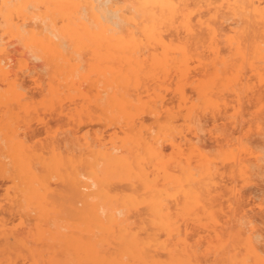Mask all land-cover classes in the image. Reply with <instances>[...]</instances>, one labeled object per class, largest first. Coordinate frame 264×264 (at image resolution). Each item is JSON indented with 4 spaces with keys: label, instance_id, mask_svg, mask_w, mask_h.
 <instances>
[{
    "label": "rangeland",
    "instance_id": "374dc122",
    "mask_svg": "<svg viewBox=\"0 0 264 264\" xmlns=\"http://www.w3.org/2000/svg\"><path fill=\"white\" fill-rule=\"evenodd\" d=\"M10 1L5 5L3 4V0H0V264H88L87 262L90 260L94 264H97V262L98 264H133V262H137L135 257H137L136 254L138 253H135L133 258H126L124 260L118 258L115 255L114 245H111L114 243L113 241H111V244L110 241L107 243L108 240L99 243L100 245L103 244L104 248H106L101 247L103 250H107L105 252L106 255L103 253L104 251H101L102 249L100 250V253L104 255L102 257L98 253L96 256L93 253L95 251L93 245L97 247V243L94 244V242H96V239L98 240V237H96L98 235H95V233H99V228L96 227L95 220L91 219L93 215L89 219V213L92 212L95 206L90 209L87 208L91 207L93 204L91 201L94 199H99V205L104 202H102L100 195L97 196V194L90 193L95 189L93 185L83 187L82 182H90L93 178L91 171L97 169L100 176L108 178L109 182L105 179L107 182L106 189H110V192L107 190V194H111L112 197H110L111 195L108 196L107 200L111 206L117 207L116 204L113 205L111 202V199L114 197L112 201L114 203L118 201L117 205L122 208L121 203L123 200L126 201L127 197L126 203L128 202V205L125 204L124 206V214L116 210H119L118 207L114 209L116 213H119V216L120 214L121 217L123 215L124 219L128 217L129 223L130 221L133 223H130L131 226H137L139 230L133 228L134 231L143 234L144 228L147 229L144 226V222L148 219L142 216L146 217L147 211V216L150 215L151 217L149 216L148 218L151 219L154 217L153 211L155 207L162 208L161 211L165 214L172 210L170 214H167L172 220L169 233H174L172 235H178L179 238L180 235L185 239L187 238V247L183 246L186 243H181L183 240H178L181 242H176L175 244L174 242L177 240L174 239L175 241H172L173 239H171V234L169 233V236L164 238L163 235L167 234H163L166 232V229H161L153 223H148V226L147 221L146 225L148 228L151 227L150 231L152 228L154 229L153 225L155 228H158V232L155 229L153 231L155 232L156 239L158 241L162 239L160 241L163 242L164 240L165 243V247H156L159 250H154L156 254L153 253L154 251H151L159 260L157 264H173L172 262L174 264H179V262L180 264H240L239 261L242 264H251L255 261V257L253 258V252L250 249H254V254L255 252L260 253L259 255L262 254L260 258L258 257V261L256 260V264H264V42L261 43L262 41L260 40L264 41V0H247L245 3L243 2L246 7L243 6V3L242 5L236 2L237 0H168L172 2L171 6L176 10L178 18L173 23L164 19L165 26L161 28V31L164 34V39L168 41V50L172 49L171 52H173V50L178 51L177 46L184 47L189 61L187 60V66H185L186 72L183 76L186 77L187 75V77L183 78V81H181L182 77L180 79L179 74H177L178 71L174 67H170V69L168 67V71L163 68L160 71L159 68L161 74L158 71L155 73L150 71L153 62H151L149 56L151 55V59L153 60L152 55L155 52H160L163 48H160L162 47L161 45H148L145 41L141 44L146 49H144L143 45L139 47V54L145 52V56L140 54L141 59L137 56V59H140L139 61L143 59L137 65L138 70L140 68L139 74L137 76L132 75L131 77L130 74H126L129 73L125 71L126 67L123 68V70L125 69L124 71L122 70L121 67L126 66V63L118 57L121 49L114 48L113 44L117 41L114 40L115 42L112 43L109 33H114L117 31L116 29L119 31L120 28L118 27L120 25L123 26V24L115 26L117 25L116 22H121L118 17L121 16V19L131 14L137 16L140 9L139 0H134L133 2L132 0ZM258 3L259 5L256 6ZM6 9L7 11H5ZM64 10H66L65 13H63ZM123 12H126V14ZM4 13L7 15L5 16ZM74 13H78L79 16L81 15L80 17L83 15L82 18L79 17L80 20L84 24L89 25V27L94 24L93 27L95 29L91 27L87 31V27L85 30L82 22L80 21L79 23V18ZM96 15L100 19L99 22L95 21L98 20L94 18ZM48 16L52 17L49 19ZM44 17L46 18L44 19ZM250 17L251 19H248ZM74 18L80 24V26H77L83 32L86 31V34L84 33L83 35L78 27L71 25L74 23ZM68 19L73 22H69L70 20L68 21ZM136 19L137 21L135 20L134 22H139V18ZM181 20H183V23L188 22L190 26L192 25L191 29L186 30L183 23L180 22ZM55 22H58V24ZM11 23L12 25H10ZM67 23L70 24L68 25ZM75 23L78 24L77 22ZM97 23H101V25H104L102 23H106L107 25H105L107 27L109 25L111 28H103L105 32L101 28L102 26L100 27ZM129 23H131L130 25H134L133 22ZM19 26H21V29ZM47 26L48 28L45 29ZM127 26L125 25V27ZM41 28L46 33L39 31ZM49 31L50 34H48ZM89 31H91V34ZM134 31H136V36L139 35L137 30ZM39 32L40 35L38 34ZM124 32V35H126L127 30ZM116 34L118 33L116 32ZM121 34L119 33V35ZM85 35L87 36L86 38ZM245 38H248L249 44ZM229 39L234 43L229 42ZM61 45H63L62 48L60 47ZM147 45L148 47H146ZM253 45L254 47L257 46L255 47L256 49ZM174 46L176 47L174 48ZM237 46L240 49L236 51L238 49L236 48ZM103 47H105L103 51H109L105 59L98 57L99 53H97V50ZM44 51H46L47 55ZM242 51L244 54L246 51V54H243L244 57L241 54ZM249 52L251 55H249ZM65 53L66 55H64ZM252 57L255 58L252 59ZM214 62L217 63L215 64ZM241 62L244 63L242 64ZM76 63L79 68L76 67ZM181 64L180 66L183 65ZM4 65L5 67H3ZM113 65L115 66L114 68L111 67ZM5 69L7 70L6 72ZM120 71L121 75L118 74L120 77L118 79L114 78L115 82L112 81V77ZM121 81L122 83H120ZM127 84L129 85L127 86ZM203 86L204 88H202ZM108 91H110V95H108ZM123 93L125 94L124 97L128 99L132 98L126 106L127 111L129 109L130 111L132 110V115L129 114V118L125 117V111H121L122 114L117 112V114L120 113L117 115L115 110H112L115 103H117L113 98L123 96ZM202 98L204 100L200 101ZM189 111L192 114H189ZM126 118L129 120L127 119L128 121H126ZM132 125L134 129H132ZM125 127L127 129L130 128L129 130L133 134L143 133V136L145 134L147 136V134L151 133L152 136H158L160 144L158 145L162 149L160 150V155L162 156L159 155L158 159L162 157L164 161L160 159V163H158L159 161L157 160L158 162H156V159H154L155 161L149 158L144 159V162L147 160V165L146 162L144 165L147 169H145V172L149 183L146 181L143 183L139 179L138 173L140 169L138 170L139 172H136L134 167L131 168L133 173L130 175L133 176L134 174L136 176L138 174L136 176L137 182L134 181L135 176H133L134 179L130 175L128 176L133 181L131 179H129L131 181L126 180L125 176L126 179L122 178L120 181L116 179L118 177L106 176L105 172H102L106 169L110 170L111 166L107 163L108 160L107 162L106 160L101 161L103 156L100 155L98 149L103 147V149L111 150L112 147L118 146L116 149L126 154V148H122L125 146L119 143L121 142L120 138L124 137L125 133L130 132L129 130L126 131ZM111 141L113 143L118 141L116 142L118 145H114L116 143L113 144ZM142 146H139V149ZM132 148L135 154L138 153L137 150L139 149H137L136 145ZM116 149L115 151L118 152ZM133 152L132 154L134 155ZM182 152H184L185 156H183ZM88 153L91 154L89 155ZM88 156L91 157L89 158ZM87 158L88 160L86 161ZM185 160L188 161L186 162ZM200 162L203 163L201 164ZM96 165L98 167H95ZM206 165L209 168L210 174L202 175ZM134 166L139 168L138 164ZM153 166H157L158 169ZM92 167L97 169H92ZM195 167L196 170L199 169L196 173L198 177L194 174L196 171H193ZM163 168H167L168 171L166 170V173L168 175L164 174L167 179L165 177L166 180L162 178V184L159 177L163 173ZM153 173L160 176L156 177ZM191 173L197 177L193 181V183L197 182L195 184L191 183V180H188V175ZM170 175H178L180 178L178 176L171 177ZM167 176L170 177L168 178ZM198 180L201 182H198ZM110 181L112 183L108 185ZM164 186V192H169L170 190L169 193L171 195H169L171 197L166 196L167 193L166 195H162L164 194ZM172 186L173 189L171 188ZM112 187L114 193L111 190ZM135 188L140 189L136 192L134 191ZM176 189H179L177 190L179 192ZM130 190L133 194H138L139 192L138 195L140 197L136 194L137 198L143 199L144 197L145 201L143 202L149 204V208L148 205L145 207L146 203L144 204L141 200H138L139 203L141 202L140 204L137 203V199L135 198L136 200H134L133 194L128 198L126 194L129 195ZM143 190L146 191L144 192ZM158 190H161L160 192L162 193L160 194ZM184 190L186 192L189 190V193H185ZM183 191L185 199H183ZM84 194H88L92 198ZM118 194L119 196H117ZM79 195L80 197L85 196L82 199L83 201L79 198ZM196 195L198 197L194 199ZM156 198L157 200H155ZM163 199L164 201H159ZM87 200L91 202V205L89 204L90 206L88 205V207L83 204ZM133 200L136 202V206L132 204L134 203ZM184 200L185 202L187 201V204L190 200H192L190 202H194L192 203V205L194 204L193 206L189 203V207H193L191 208L192 215L190 211H187L189 208H186L187 204L184 207L178 203L176 204L179 201H181V204H184ZM197 200L198 202L200 200V206L196 205L198 204ZM125 201L123 202L125 203ZM154 202L155 204H153ZM201 202L203 205H201ZM203 207L205 208L204 211L202 210ZM145 208H148V210ZM82 209L86 210V212L82 211ZM168 209L170 210L167 212ZM205 212H209V216H213L212 222L211 217L207 216L208 214ZM132 217H134L133 219L136 222L132 220ZM141 218L142 220L140 221ZM88 220H90V224L94 225L95 228L89 225ZM86 221L88 222L86 223ZM139 221L142 224H138L137 222ZM150 222H152V219ZM80 223L81 225H79ZM138 225L143 227L139 228ZM173 228L174 231L172 232ZM129 229L132 228L128 227L126 230ZM147 231L148 233L150 232L149 229ZM153 232L151 231L150 233L153 234ZM128 233L129 231L125 232L124 239H127ZM158 233L163 234L161 235L162 237L160 234L157 235ZM166 238H170V240ZM241 239H243V246H249L250 253H252V255L249 253L251 257L247 253L249 250L246 251L247 247H242V243H240ZM169 242H173V245L175 244L174 247H177L176 252H174L175 249L171 247L173 245ZM221 242L223 245L219 244ZM87 243L91 245V248H89L90 246ZM177 243L184 250L186 249V252H189L188 257L184 256L186 253L182 252L183 255L180 254L183 248L179 247L181 250L178 249L179 245ZM83 244L85 245L83 246ZM107 245H111L109 248H112V250L114 248V251H109ZM221 245L223 249H221L222 247H217ZM150 249L153 250L154 248L150 247ZM168 249H170V252ZM171 249L177 255L176 259L178 262H175V257H172L174 261H170L168 255L172 252ZM160 251H164V253ZM222 251L227 252L228 256L225 253L222 254ZM173 252L171 256L174 255ZM85 254H88V257ZM215 255L216 257L218 255V257L216 258ZM105 256L108 257V259L106 257L107 260H104ZM146 256L148 257L146 258L147 261L150 256L145 255L143 258L145 259ZM240 256L241 258L238 259L237 257ZM183 257L187 258L188 262ZM210 257L212 258L210 259ZM143 258L141 259L143 260ZM102 259L105 263H102ZM247 259L250 260L248 261ZM146 261L144 264H147ZM150 262L152 263V261ZM137 263L141 264L142 262L138 261Z\"/></svg>",
    "mask_w": 264,
    "mask_h": 264
},
{
    "label": "bare ground",
    "instance_id": "6f19581e",
    "mask_svg": "<svg viewBox=\"0 0 264 264\" xmlns=\"http://www.w3.org/2000/svg\"><path fill=\"white\" fill-rule=\"evenodd\" d=\"M10 0H3V4H5V5H7V3L9 2ZM41 1V0H40ZM45 1V0H44ZM48 1V0H47ZM72 1V0H71ZM82 1V0H81ZM102 1V0H101ZM134 0H132V2H133ZM170 1V0H169ZM168 0H139V10H138V14H137V16H135V14L133 15V14H131V15H128V16H124V17H122L121 19H120V17H118L119 18V21H121V22H126L125 23V25H128L127 27H125V25H124V23H121V22H116V24L117 25H115L116 27L117 26H119L120 24H123V26L122 25H120V27H118V28H120L119 29V31H118V29H116L117 31H115L113 34L112 33H109V35H111L110 36V40H111V42L113 43V42H115L114 40H116L117 42H115L114 44H113V46H114V48L116 47V48H118V49H121V53L118 55V57L119 58H121L125 63H126V66H122L121 68H122V70H123V68L124 67H126V72H129V73H126V74H130L131 75V77H132V75H134V76H137L139 73V71H140V68H139V70H138V68H137V65H138V62H141V61H139L141 58H140V54L142 55H144L145 56V52H143V53H140L139 54V47H140V45H141V47H142V45L143 44H141L142 42H144L145 41V43H147L148 45H153V44H155L154 46H156V45H161L162 47H160V48H163V49H161V51L160 52H155V54L153 53L154 52V50L152 49V48H150V49H152L153 50V54L154 55H152V58H153V60L151 59V55L149 56L150 57V60H151V62H153V64H152V67L150 68V71L152 72V73H155L156 71H158L159 72V68H160V71H161V69L163 68V69H165L166 71H168V67H169V69H170V67H174L175 68V70H177L176 72H177V74H179V76H180V79H181V77H182V80L181 81H183V78H186L187 77V75H186V77H183L184 75H185V72H186V69H185V66H187L186 65V63H187V60L189 61V59H187L188 57L186 56V54H185V50H184V47H182V46H177V49H178V51L176 50H173V52H171V50H168L167 49V47H168V41H166L165 39H164V34L162 33V31H161V28H163V26H165L164 25V19H166V20H169V21H171V23H173V22H175V20H176V18H178L177 17V13H176V10L171 6L172 5V2H169ZM172 1V0H171ZM236 1V0H235ZM247 0H240V1H236V2H238L239 4H242L243 2L245 3ZM249 1V0H248ZM11 2V1H10ZM13 2H14V0H13ZM42 2V1H41ZM46 2V1H45ZM59 2V1H58ZM254 2V1H253ZM16 3V2H15ZM15 3H14V5H15ZM38 3H39V1H38ZM64 3H65V1H64ZM231 3V2H230ZM229 3V4H230ZM243 3V4H244ZM251 3H252V1H251ZM250 3V4H251ZM11 4V3H10ZM48 5H50L49 3H47ZM46 4V5H47ZM83 4V3H82ZM89 4V3H88ZM87 4V5H88ZM134 4V3H133ZM137 4V5H138ZM197 4V3H196ZM242 4V5H243ZM247 4H249V3H247ZM246 4V5H247ZM255 4V3H254ZM253 4V5H254ZM13 5V4H12ZM13 5V6H14ZM126 5V4H125ZM259 5V3L256 5V6H258ZM11 6V5H10ZM45 6V5H44ZM51 6V5H50ZM96 6V5H95ZM136 6V5H135ZM244 7H246L245 6V4L243 5ZM3 7H5V6H3ZM126 7H127V5H126ZM243 7V8H244ZM250 7H251V5H250ZM22 8V7H21ZM58 8V7H57ZM96 8V7H95ZM256 8V7H255ZM254 8V9H255ZM264 8V7H263ZM4 9V8H3ZM23 9V8H22ZM93 9V8H92ZM123 9H125V8H123ZM128 9V8H127ZM258 9H259V7H258ZM12 10V9H11ZM19 10V9H18ZM46 10H48L47 8H46ZM122 10V9H121ZM132 10V9H131ZM228 10V9H227ZM242 10V9H241ZM5 11H7V9L5 10ZM31 11H33V10H31ZM49 11V10H48ZM51 11V10H50ZM65 11L66 10H64L63 11V13H65ZM76 11V10H75ZM249 11H251V10H249ZM16 12V11H15ZM44 12V11H43ZM59 12H61V11H59ZM69 12V11H68ZM117 12V11H116ZM221 12V11H220ZM247 12V11H246ZM7 13V12H6ZM13 13V12H12ZM31 13V12H30ZM42 13V12H41ZM72 13V12H71ZM91 13H93V12H91ZM124 13V12H123ZM127 13H128V10H127ZM5 14V13H4ZM47 14H48V12H47ZM50 14V13H49ZM61 14V13H60ZM66 14H68L67 12H66ZM73 14V13H72ZM75 14V13H74ZM76 14H78V13H76ZM75 14V16L77 17V18H79L80 16H79V14L78 15H76ZM81 14V13H80ZM88 14H90V13H88ZM117 14V13H116ZM121 14V13H120ZM124 14H126V12L124 13ZM7 14H5V16H6ZM11 15V14H10ZM50 15H52V14H50ZM70 15V14H69ZM115 15V14H114ZM122 15V14H121ZM242 15H243V13H242ZM257 15V14H256ZM256 15H254V16H256ZM20 16V15H19ZM19 16H18V18H19ZM32 16V15H31ZM46 16V15H45ZM56 16V15H55ZM116 16V15H115ZM196 16V15H195ZM245 16V15H244ZM49 17V16H48ZM52 16H50L49 17V19L51 18ZM54 17V16H53ZM73 17H74V15H73ZM75 17V18H76ZM82 17H83V15H82ZM82 17H80V18H82ZM86 17H87V15H86ZM91 17V16H90ZM98 17V15H96V17H94V18H97ZM42 18V17H41ZM46 17H44V19H45ZM75 18H74V23L75 22H77L78 23V21H79V23H80V18H79V20L78 21H76L75 20ZM123 18H124V20H123ZM136 18H139V22H134L135 20L137 21V19ZM256 18V17H255ZM22 19V18H21ZM55 19V18H54ZM53 19V20H54ZM98 19V18H97ZM216 19H217V17H216ZM248 19H251V17L250 18H248ZM41 20H43V19H41ZM70 19H68V21H69ZM84 20H85V17H84ZM87 20H88V18H87ZM93 20V19H92ZM91 20V21H92ZM99 20L100 19H98V20H95L96 22L98 21L99 22ZM116 21H118L117 19H115ZM123 20V21H122ZM243 20H244V18H243ZM246 20V19H245ZM18 21V20H17ZM61 21V20H60ZM73 21H69V22H73ZM86 21V20H85ZM89 21V20H88ZM102 21V20H101ZM251 21V20H250ZM49 22V21H48ZM82 22V24H83V27L85 28V30H86V28H87V31L88 30H90L89 28H91V27H93V25L91 26V27H89V25H87V24H84L83 23V21H81ZM103 22H105L104 20H103ZM129 22H133L134 23V25H130L131 23H129ZM181 23H183V20H181L180 21ZM249 22V21H248ZM260 22V21H259ZM259 22H258V24H259ZM43 23H45V22H43ZM52 23V22H51ZM55 23H57L58 24V22H55ZM61 23V22H60ZM66 23V22H65ZM65 23H63V24H65ZM74 23H72L71 25H73V26H75V27H78V26H80V24L78 23V24H74ZM89 23V22H88ZM92 23H93V21H92ZM129 23V24H128ZM214 23H215V21H214ZM8 24V23H7ZM47 24V23H46ZM45 24V25H46ZM53 24V23H52ZM68 24V23H67ZM66 24V26L68 27V25L70 24H68L67 25ZM81 24V25H82ZM98 25H100V27L103 29V28H106L107 26V24L106 23H102V24H106L105 25V27H104V25H101V23L99 24V23H97ZM109 24V23H108ZM177 24V23H176ZM240 24H243V23H240ZM10 25H12V23L10 24ZM42 25V24H41ZM49 25V24H48ZM78 25V26H77ZM65 26V25H64ZM113 26V25H112ZM183 26L186 28V30H190L191 29V26H190V24L188 23V22H184L183 23ZM239 26V25H238ZM243 26V25H242ZM251 26V25H250ZM258 26V25H257ZM20 27V29H21V26H19ZM18 27V28H19ZM23 27V26H22ZM58 27H59V25H58ZM60 27H61V25H60ZM66 27V28H67ZM110 26L108 25V27H107V29L109 28ZM114 27V26H113ZM112 27V28H113ZM135 27V28H134ZM248 27V26H247ZM253 27V26H252ZM46 28H48V26L47 27H45V29ZM54 28V27H53ZM79 28V27H78ZM94 28V27H93ZM111 28V27H110ZM123 28V29H122ZM127 28V29H126ZM133 28V29H132ZM241 28V27H240ZM256 28V27H255ZM258 28V27H257ZM6 29V28H5ZM16 29H17V27H16ZM42 29V28H41ZM39 30V31H44L45 33H46V31L44 30V29H42V30ZM57 29V28H56ZM69 29V28H68ZM77 29V28H76ZM95 29V28H94ZM114 29H115V27H114ZM127 30V32H126V35H124V31L125 30ZM210 29V28H209ZM249 29V28H248ZM11 30V29H10ZM27 30V29H26ZM60 30V29H59ZM78 30V29H77ZM76 30V31H77ZM81 29L79 28V31H80ZM84 30V29H83ZM104 30V29H103ZM134 30H137V32H138V34L140 35H137L136 36V31H134ZM23 31V30H22ZM33 31V30H32ZM50 31H51V29H50ZM50 31H49V33L48 34H50ZM53 31H54V29H53ZM58 31V30H57ZM66 31H67V29H66ZM79 31H77V32H79ZM82 31V30H81ZM93 32H94V30H92ZM105 31V30H104ZM108 31V30H107ZM123 31V32H122ZM212 31V30H211ZM255 31V30H254ZM24 32H26V31H24ZM29 32V31H28ZM86 32V31H85ZM85 32H81L83 35H84V33ZM106 32V31H105ZM109 32V31H108ZM116 32L118 33V34H116ZM121 32H122V34H123V36H121L122 34H121ZM253 32V31H252ZM257 32V31H256ZM22 34H23V32H21ZM41 33H43V32H41ZM55 33V32H54ZM67 33V32H66ZM80 33V32H79ZM89 33L91 34V31H89ZM119 33L121 34V35H119ZM166 33V32H165ZM213 33V32H212ZM18 34V33H17ZM16 34V35H17ZM22 34H20V35H22ZM29 34V33H28ZM39 35H40V32L38 33ZM44 34V33H43ZM42 34V35H43ZM61 34V33H60ZM71 34V33H70ZM86 34V33H85ZM89 34V35H90ZM30 35H31V33H30ZM52 36H55L54 34H51ZM69 35V34H68ZM79 35H81V34H79ZM105 35H107V34H105ZM166 35V34H165ZM239 35H240V33H239ZM260 35V34H259ZM263 35V34H262ZM33 36V35H32ZM74 36V35H73ZM93 36H95L94 34H93ZM104 36V35H103ZM108 36V35H107ZM241 36V35H240ZM264 36V35H263ZM24 37H26V36H24ZM23 37V38H24ZM28 37V36H27ZM42 37V36H41ZM87 36L85 35V38H86ZM90 37H92L91 35H90ZM138 37V38H137ZM32 38V37H31ZM88 38H89V36H88ZM101 38V37H100ZM109 38V37H108ZM236 38V37H235ZM56 39V38H55ZM244 39V38H243ZM246 40L248 39V38H245ZM250 39V38H249ZM260 39V38H259ZM264 39V38H263ZM44 40V39H43ZM54 40V39H53ZM88 40V39H87ZM90 40H92L91 38H90ZM226 40V39H225ZM231 39H229V42H233V41H230ZM237 40V39H236ZM246 40H245V42H246ZM262 42L261 43H263L264 41L262 40V39H260ZM56 41V40H55ZM89 41V40H88ZM104 41V40H103ZM85 42V41H84ZM243 42V41H242ZM241 42V43H242ZM254 42V41H253ZM108 43V42H107ZM234 43V42H233ZM247 43H248V40H247ZM250 43V42H249ZM248 43V44H249ZM260 43V44H261ZM44 44V43H43ZM42 44V45H43ZM58 44H60V43H58ZM99 44V43H98ZM199 44V43H198ZM57 45V44H56ZM146 45V44H145ZM148 45L146 46V47H148ZM231 45V44H230ZM232 45H234V44H232ZM239 45H240V43H239ZM58 46V45H57ZM62 46L63 45H61L60 47L62 48ZM107 46H108V44H107ZM118 46V47H117ZM170 46V45H169ZM171 46H173V45H171ZM263 46H264V44H263ZM47 47V46H46ZM59 47V48H60ZM101 47V46H100ZM143 47H144V45H143ZM151 47V46H150ZM158 47V46H157ZM176 46H174V48H175ZM235 47V46H234ZM250 47V46H249ZM253 47H254V45H253ZM255 47H257V46H255ZM254 47V48H255ZM89 48V47H88ZM87 48V49H88ZM109 48V47H108ZM170 48H173V47H170ZM173 48V49H174ZM183 48V49H182ZM236 48H238V49H236V51L237 50H239L240 48L237 46ZM47 49V48H46ZM65 49V48H64ZM74 49V48H73ZM77 49H79V48H77ZM82 49V48H81ZM83 49H85V48H83ZM103 49H105V47H103L102 49L100 48L99 50H97V53H99V56L98 57H100V58H102L103 57V59H105V57H107L108 56V52L109 51H103ZM112 49V48H111ZM144 49H146L145 47H144ZM156 49V48H155ZM256 49V48H255ZM61 50V49H60ZM245 50H247V49H245ZM248 50H249V48H248ZM247 50V51H248ZM34 51V50H33ZM63 51H65V50H63ZM151 51V50H150ZM45 53H46V51H44ZM138 52V53H137ZM256 53H257V51H255ZM35 53V52H34ZM44 53V54H45ZM61 53V52H60ZM62 53H64V52H62ZM135 53H137V54H139V55H137V54H135ZM238 53V52H237ZM239 53H240V51H239ZM238 53V54H239ZM112 54H114V53H112ZM194 54V53H193ZM218 54V53H217ZM226 54H227V52H226ZM242 56H243V51H242ZM240 54V55H241ZM245 54H246V51H245ZM244 54V55H245ZM248 54V53H247ZM46 55H47V53H46ZM64 55H66V53L64 54ZM133 55H135V56H133ZM142 55V56H143ZM192 55V54H191ZM249 55H251L250 54V52H249ZM256 55H258V54H256ZM52 56V55H51ZM137 56H139L138 58H140L139 60L137 59ZM199 56V55H198ZM197 56V57H198ZM226 56V55H225ZM224 56V57H225ZM230 56V55H229ZM248 56V55H247ZM41 57V56H40ZM47 57V56H46ZM149 57H148V60H149ZM219 57V56H218ZM239 57V56H238ZM244 57V56H243ZM258 57V56H257ZM143 58V57H142ZM221 58V57H220ZM246 58V57H245ZM244 58V59H245ZM253 58H255V57H252V59ZM117 59V58H116ZM252 59H250V60H252ZM69 60H70V58H69ZM93 60H94V58H93ZM118 60V59H117ZM225 60H226V57H225ZM230 60V59H229ZM238 60V59H237ZM256 60V59H255ZM259 60V59H258ZM65 61V60H64ZM91 61V60H90ZM104 61V60H103ZM201 61V60H200ZM241 61V60H240ZM254 61V60H253ZM257 61V60H256ZM260 61V60H259ZM192 62V61H191ZM221 62V61H220ZM226 62V61H225ZM91 63V62H90ZM93 63V62H92ZM180 63H182L181 65L182 66H180ZM215 63V62H214ZM217 63V62H216ZM215 63V64H216ZM227 63V62H226ZM230 63V62H229ZM239 63V62H238ZM242 63V62H241ZM244 63V62H243ZM242 63V64H243ZM260 63H261V61H260ZM263 63V62H262ZM58 64V63H57ZM56 64V65H57ZM98 64V63H97ZM112 64V63H111ZM191 64V63H190ZM210 64V63H209ZM225 64V63H224ZM228 64V63H227ZM256 64V63H255ZM258 64V63H257ZM3 65V64H2ZM70 65H72L71 63H70ZM93 65V64H92ZM95 65V64H94ZM124 65V64H123ZM147 65V64H146ZM205 65V64H204ZM241 65V64H240ZM184 66V67H183ZM221 66H222V64H221ZM256 66V65H255ZM1 67V66H0ZM3 67H5V65L3 66ZM2 67V68H3ZM76 67H78L77 66V63H76ZM111 67H115L114 65L113 66H111ZM199 67V66H198ZM206 67V66H205ZM219 67V66H218ZM260 67V66H259ZM79 68V67H78ZM98 68V67H97ZM107 68V67H106ZM200 68V67H199ZM220 68V67H219ZM225 68V67H224ZM224 68H223V71H224ZM262 68V67H261ZM52 69V68H51ZM76 69V68H75ZM99 69H100V67H99ZM120 69V68H119ZM206 69V68H205ZM209 69V68H208ZM242 69V68H241ZM9 70V69H8ZM62 70V69H61ZM88 70V69H87ZM97 70V69H96ZM111 70H113L112 68H111ZM121 70V69H120ZM123 70V71H124ZM172 70H173V68H172ZM171 70V71H172ZM2 71V70H1ZM7 70L5 69V72H6ZM76 71V70H75ZM82 71V70H81ZM115 71V70H114ZM164 71V70H163ZM203 71V70H202ZM217 71H218V68H217ZM241 71V70H240ZM4 72V71H3ZM10 72V71H9ZM97 72V71H96ZM98 72H100V71H98ZM157 72V73H158ZM214 72V71H213ZM216 72V71H215ZM160 73V72H159ZM206 73H207V71H206ZM8 74V73H7ZM55 74V73H54ZM107 74V73H106ZM112 74H113V72H112ZM118 74H120L121 75V71L119 72V73H117V75H115L114 77H112L113 79H112V81H116V80H114V78L115 79H118L119 77H120V75H118ZM161 74V73H160ZM164 74V73H163ZM170 74V73H169ZM168 74V75H169ZM205 74V73H204ZM209 74V73H208ZM83 75V74H82ZM101 75V74H100ZM130 75H128V76H130ZM159 75V74H158ZM220 75V74H219ZM222 75V74H221ZM99 76V75H98ZM2 77V76H1ZM49 77V76H48ZM174 77V76H173ZM178 77V76H177ZM4 78V77H3ZM6 78V77H5ZM1 79V78H0ZM7 79V78H6ZM65 79V78H64ZM78 79V78H77ZM128 79V78H127ZM163 79V78H162ZM261 79V78H260ZM259 79V80H260ZM4 80V79H3ZM58 80H60V79H58ZM72 80V79H71ZM121 80V79H120ZM129 80V79H128ZM164 80V79H163ZM62 81H63V79H62ZM110 81V80H109ZM123 81V80H122ZM122 81L120 82V83H122ZM159 81V80H158ZM172 81V80H171ZM180 81V80H179ZM189 81V80H188ZM203 81V80H202ZM205 81V80H204ZM240 81V80H239ZM100 82V81H99ZM118 83H119V81H117ZM116 82V83H117ZM207 82V81H206ZM216 82V81H215ZM65 83V82H64ZM67 83V82H66ZM113 83V82H112ZM115 83V84H116ZM129 83V82H128ZM200 83V82H199ZM231 83H232V81H231ZM52 84V83H51ZM179 84V83H178ZM2 85V84H1ZM13 85V84H12ZM53 85V84H52ZM122 85V84H121ZM129 84H127V86H128ZM158 85V84H157ZM160 85V84H159ZM162 85V84H161ZM168 85V84H167ZM219 85V84H218ZM264 85V84H263ZM54 86V85H53ZM173 86V85H172ZM228 86V85H227ZM62 87V86H61ZM49 88V87H48ZM155 88V87H154ZM202 88H204V86L202 87ZM63 89V88H62ZM130 89V88H129ZM182 89V88H181ZM180 89V90H181ZM230 89V88H229ZM179 90V91H180ZM211 90V89H210ZM62 91H64V90H62ZM117 91H118V89H117ZM178 91V90H177ZM65 92V91H64ZM72 92V91H71ZM110 91H108V95H110V93H109ZM203 92V91H202ZM207 92V91H206ZM116 93V92H115ZM118 93H120V92H118ZM117 93V94H118ZM130 93V92H129ZM212 93V92H211ZM112 94V93H111ZM116 94V95H117ZM115 95V94H114ZM119 95V94H118ZM124 93H123V96H119V97H115V98H113L114 100H116V102L117 103H115V101L113 100V102L115 103V106L113 107V111L115 110V112H116V114H117V112H120L121 113V111H125V114H126V116L125 117H130V115L129 114H131L132 113V110L130 111V109H129V111H127L128 109H126V106H127V103H129V101H131V99L129 98H126V97H124ZM130 95H132V94H130ZM134 95V94H133ZM132 95V96H133ZM181 95V94H180ZM71 96H72V94H71ZM112 96V95H111ZM129 96V95H128ZM127 96V97H128ZM198 96V95H197ZM206 96V95H205ZM105 97V96H104ZM114 97V96H113ZM200 97V96H199ZM206 97H209V96H206ZM111 98V97H110ZM109 98V99H110ZM134 98V97H133ZM212 98V97H211ZM211 98H209V99H211ZM158 99V98H157ZM103 100V99H102ZM202 100H204L203 98L200 100V101H202ZM219 100V99H218ZM133 102H135L134 100H132ZM209 101V100H208ZM110 102V101H109ZM132 102V103H133ZM160 102V101H159ZM162 102H164V101H162ZM185 102V101H184ZM199 102V101H198ZM215 102V101H214ZM88 103V102H87ZM114 103H112L113 105H114ZM161 103V102H160ZM178 103V102H177ZM111 104V103H110ZM197 104V103H196ZM200 104V103H199ZM211 104H212V102H211ZM216 104V103H215ZM130 105H132L131 103H130ZM156 105V104H155ZM154 105V106H155ZM159 105V104H158ZM160 105H162V104H160ZM214 105V104H213ZM89 106V105H88ZM92 106V105H91ZM157 106V105H156ZM155 106V107H156ZM175 106V105H174ZM129 107V106H128ZM162 107V106H161ZM180 107V106H179ZM117 110H116V109ZM130 108H131V106H130ZM145 108V107H144ZM158 108V107H157ZM118 109H119V111H118ZM132 109V108H131ZM161 109V108H160ZM130 112V113H129ZM80 113V112H79ZM120 113H118V114H120ZM191 112L189 111V114H190ZM117 114V115H118ZM122 114V113H121ZM192 114V113H191ZM132 115V114H131ZM109 116V115H108ZM180 116V115H179ZM123 117H124V115H123ZM124 117V118H125ZM119 118V117H118ZM128 118H126V121H128L129 119ZM128 119V120H127ZM187 119V118H186ZM192 119V118H191ZM133 120V119H132ZM169 121H170V119H169ZM187 121V120H186ZM120 122V121H119ZM136 124V123H135ZM176 124V123H175ZM191 124V123H190ZM121 125V124H120ZM123 126V125H122ZM171 126V125H170ZM132 127H133V125H132ZM172 127V126H171ZM126 128V127H125ZM129 128V127H128ZM157 128V127H156ZM130 129V128H129ZM129 129H127L126 128V131H128ZM132 129H134V127L132 128ZM139 129V128H138ZM144 129V128H143ZM141 131H142V129H140ZM174 130V129H173ZM172 130V131H173ZM176 130V129H175ZM130 131V130H129ZM145 131V130H144ZM152 131V130H151ZM177 131V130H176ZM116 132V131H115ZM178 132V131H177ZM172 133V132H171ZM143 133H139V134H137V133H132V131H130V132H128V133H125V135H123L124 137H122V138H120V140H121V142H119V143H121L123 146H125V147H122V148H126V151L125 150H122V151H125L126 152V154H123V152H119V150H117L116 149V147H118V146H114V145H118V143H116V142H118V141H116V142H114V143H116V144H114L113 143V141H111L114 145V147H112L111 148V150H107L106 148H104L103 149V147L101 148V149H98V151H99V153H100V155L101 156H103V159H101V161L103 160H106V162H107V160H108V164H109V166H111L110 167V170H105V171H102V172H105V174H106V176H111V177H118V178H116V179H126V180H128V181H133V179H134V177L133 176H135L134 174H133V176H131L132 175V171H131V168L132 167H134V170H136V172H139L138 170L140 169V172L138 173L139 174V179L143 182V183H145V181L146 182H148L149 181V179H148V177H147V174H146V172H145V169H146V166L144 165V163L146 162V165H147V160H145V162H144V159H146V158H149L150 160H154V159H156V162H158L160 159L162 160V157H160L159 159H158V157H159V155H160V153H161V151L160 150H162V149H160V147H159V142H158V136H152L151 135V133H149V134H147V136H143L142 135ZM153 134V133H152ZM174 134V133H173ZM118 135V134H117ZM178 135V134H177ZM161 137V136H160ZM165 139V138H164ZM160 140V139H159ZM161 140H162V138H161ZM173 141H174V139H173ZM161 143V142H160ZM143 146H142V145ZM159 144V145H158ZM164 144V143H163ZM175 144V143H174ZM85 145V144H84ZM88 145H90V144H88ZM103 145V144H102ZM136 145V147H137V149H139V146H142V147H140V149H141V151H140V149L139 150H137L138 151V153H134L133 152V146H135ZM101 146V145H100ZM179 146V145H178ZM28 147V146H27ZM174 147V146H173ZM87 148V147H86ZM142 148H143V150H142ZM109 149V148H108ZM115 149L118 151V152H116L115 151ZM131 149H132V151H131ZM177 149V148H176ZM224 149V148H223ZM84 150V149H83ZM88 151H90L89 149H88ZM176 151V150H175ZM195 151V150H194ZM199 151V150H198ZM12 152V151H11ZM124 152V153H125ZM132 152L134 153V155L132 154ZM141 152V153H140ZM78 153V152H77ZM184 152H182V154H183ZM197 153V152H196ZM89 155L91 154V153H88ZM174 154H176V155H178L177 153H174ZM164 155H165V153H164ZM231 155V154H230ZM14 156V155H13ZM160 156H162V155H160ZM183 156H185V154H183ZM197 156H198V154H197ZM225 156V155H224ZM85 157V156H84ZM89 158L91 157V156H88ZM127 157V158H126ZM128 157H130L129 159H128ZM180 157H181V154H180ZM197 158V157H196ZM82 160V159H81ZM88 160V158L86 159V161ZM96 160V159H95ZM99 160V159H98ZM158 160V161H157ZM204 160V159H203ZM155 161V160H154ZM162 161H164V160H162ZM186 161V160H185ZM188 161V160H187ZM186 161V162H187ZM98 162V161H97ZM156 162H153V163H156ZM39 163V162H38ZM158 163H160V161L158 162ZM157 163V164H158ZM201 163V162H200ZM199 163V164H200ZM203 163V162H202ZM201 163V164H202ZM208 163V162H207ZM235 163V162H234ZM83 164V163H82ZM135 164H138V166H139V168H137V166H134ZM186 164V163H185ZM200 164V165H201ZM205 164V163H204ZM241 164V163H240ZM159 165V164H158ZM157 165V166H158ZM194 165V164H193ZM197 165V164H196ZM210 165H211V163H210ZM73 166V165H72ZM87 166V165H86ZM89 166V165H88ZM92 166V165H91ZM90 166V167H91ZM145 166V167H144ZM149 166V165H148ZM157 166H155L156 167V169H158L157 168ZM172 166V165H171ZM195 166V165H194ZM212 166V165H211ZM240 166V165H239ZM95 167H98V165H96ZM150 167V166H149ZM154 167V166H153ZM154 167V168H155ZM237 167V166H236ZM70 168V167H69ZM102 168H104V167H102ZM107 168V167H106ZM136 168V169H135ZM148 168V167H147ZM168 168V167H167ZM167 168L165 169V168H163V170H162V174H161V176H163V177H161L160 175V177L158 176V175H156V174H154V175H156V177H159L160 179H161V183L163 184V180H162V178L164 179V180H166L167 178L165 177L166 175H164V174H167L166 173V170H167ZM193 168V167H192ZM199 168H200V166H199ZM238 168V167H237ZM14 169V168H13ZM62 169V168H61ZM92 169H97V168H93L92 167ZM150 169V168H149ZM176 169H177V167H176ZM194 169V168H193ZM192 169V170H193ZM39 170V169H38ZM73 170V169H72ZM98 170V169H97ZM97 170H93V171H91L92 172V174H93V178L91 179V181L90 182H82V185H83V187H85V186H94L95 187V189L93 190V191H91L90 193H93V194H97V196L98 195H100L101 197H102V202H106L105 204H106V206H105V204H104V206H102L103 204H101V205H99L98 203H100L98 200H96V199H94V200H92L91 202L93 203L92 205H91V202H89V200H87V202H89L88 204H85V203H87V202H84L83 204H84V206L86 205L87 207H88V205L90 204L91 205V207H88L87 209H90V208H92V207H94L95 206V208H93V210H92V212H90L89 213V219H90V217H91V215H93V218L91 217V219L93 220H95V223H94V221H93V223L95 224V225H97L96 227L97 228H99V233H95V235L97 234L98 236H96V237H98V240L96 239V242H94V244H96L97 243V247L96 246H94L93 245V247H94V254H95V256L97 255V253H98V255L100 256V257H102V253H100V250L101 251H104L103 253L106 255V253L105 252H107V250H103V248H104V246H103V244H99V243H102V242H105V241H107V243L110 241V244L112 243L111 241H113L114 243L113 244H111L113 247H115V251H116V256H118V258H120L121 260L123 259H126V258H133V256H134V254L135 253H138V254H136L137 255V257H135L136 258V261L138 262V261H140V262H142L141 264H144V262L146 261V258H148L147 256L145 257V259L143 258V256H145V255H148V256H150L151 254H152V252L151 251H154V250H156L158 247H165V243H164V240H163V242L162 241H160V240H162V239H159V241L156 239V237H155V232H153L154 231V229H155V231L158 229V228H155V226L153 225V227H154V229L152 230L151 229V231L153 232V234L152 233H150L151 231H150V228L151 227H149L148 228V226H149V224L148 223H150V224H155L157 227H159V228H161V229H166V232L165 233H163V231H161V233H163V234H168L169 232H170V227H171V224H172V220H171V218L167 215L168 213L170 214V212L172 211H170V212H168L170 209H168L167 210V214H165V213H163L162 211H161V209L160 208H157V207H155V210L153 211V214H154V217L153 218H151L152 219V222H150V218H148L149 216H147L148 215V211H147V214H146V217L144 216V215H142L144 218H147L148 220H146V219H144V220H146L145 222H144V220H143V222L145 223V225L144 226H146L147 227V229L146 228H144L145 229V231H147L148 229H149V233H148V231L145 233V231H144V233L143 234H140L138 231H134V229L133 228H137V226H131L130 225V223H132L131 221H130V223H129V221H128V217L126 218V219H124L123 218V215H122V217H121V214L123 213H125V208H124V206H125V204L126 205H128V202L126 203V201H127V197H126V195L128 196V198H129V196H131V194H133V193H131V190H130V194L128 195V194H126L125 195V197H126V201L125 200H123V201H125V203L122 201V208L121 207H119V205H117L118 203V201L116 202V203H114V201H112L113 200V198L111 199V202H112V204L114 205V204H116V206L119 208V210L118 209H116L115 207H113V206H111V204H110V202L107 200L108 199V196H110V195H108L107 194V190L108 189H106V185H107V182H109L108 181V178L106 177H103V176H100L99 175V172L97 171ZM147 170V169H146ZM153 170V169H152ZM198 170L199 169H197L196 170V167H195V170H193L195 173V175H196V173L198 172ZM204 171L202 172V175H208V174H210L209 173V168H208V166L206 165L205 167H204V169H203ZM211 170V169H210ZM236 170V169H235ZM14 171V170H13ZM78 171V170H77ZM98 173H97V172ZM108 171V172H107ZM160 171V170H159ZM168 171V170H167ZM192 171V172H193ZM237 171V170H236ZM239 171V170H238ZM101 172V173H102ZM153 172V171H152ZM178 172V171H177ZM183 172V171H182ZM235 172V171H234ZM82 173V172H81ZM88 173V172H87ZM100 173V174H101ZM179 173V172H178ZM85 174V173H84ZM131 174V175H130ZM138 174H136V176L138 175ZM149 174H150V172H149ZM177 174V173H176ZM201 174V173H200ZM236 174H237V172H236ZM79 175V174H78ZM91 175V174H90ZM131 176V178H133V179H131V178H129L128 176ZM168 175V174H167ZM180 175V174H179ZM25 176V175H24ZM44 176V175H43ZM77 176V175H76ZM126 178H125V177ZM136 176H135V179H134V181L135 182H137L136 181ZM149 176V175H148ZM152 176V175H151ZM171 176V175H170ZM170 176H167L168 178L170 177ZM178 175H172L171 177H177ZM197 176V175H196ZM196 176H193V173H191V174H189L188 175V180L190 181H192L191 183H193V181H195V179L198 177H196ZM154 177V176H153ZM156 177H154L155 179H156ZM166 179H165V178ZM182 177V176H181ZM196 177V178H195ZM205 177V176H204ZM43 178V177H42ZM80 178V177H79ZM159 178H158V180H159ZM178 178H180L179 176H178ZM47 179V178H46ZM107 180V182H106V180ZM129 179H131V180H129ZM147 179H148V181H147ZM171 179V178H170ZM175 179H177V178H175ZM200 179H202V178H200ZM208 179V178H207ZM76 180V179H75ZM178 180H181V179H178ZM177 180V181H178ZM185 180H187V179H185ZM121 181V180H120ZM127 181V182H128ZM156 181V180H155ZM184 181V180H183ZM197 181V180H196ZM22 182V181H21ZM77 182H79L78 180H77ZM139 182V181H138ZM157 182V181H156ZM159 182V183H160ZM173 182V181H172ZM175 182H176V180H175ZM198 182H201V181H199L198 180ZM111 181H110V184L108 183V185H111ZM149 183V182H148ZM190 183V182H189ZM190 183V184H191ZM195 183H197V182H195ZM195 183H193V184H195ZM76 185V184H75ZM78 185V184H77ZM79 185H80V183H79ZM180 185V184H179ZM185 185V184H184ZM183 185V186H184ZM202 185H203V183H202ZM70 186V185H69ZM141 186V185H140ZM166 186V185H165ZM165 186H164V188H163V193L164 194H162V195H166V193H167V195L166 196H168V197H171L170 195H171V193H169L170 192V190H169V192L168 191H166V192H164V189H165ZM178 186V185H177ZM200 186H201V184H200ZM157 187V186H156ZM167 187H169V186H167ZM107 188H108V186H107ZM110 188V187H109ZM159 188H160V186H159ZM172 189H173V186L171 187ZM175 188V187H174ZM192 188H193V185H192ZM197 188V187H196ZM195 188V189H196ZM80 189V188H79ZM83 189V188H82ZM82 189H81V192H82ZM131 189V188H130ZM139 189L140 188H135V190L134 191H139ZM179 189H182V188H179ZM179 189H176V191L177 190H179ZM185 189V188H184ZM39 190V189H38ZM37 190V191H38ZM69 190V189H68ZM110 190V189H109ZM108 190V192H110ZM111 190H113V187H112V189ZM117 190V189H116ZM115 190V191H116ZM122 190H123V188H122ZM151 191H153L152 189H150ZM155 190V189H154ZM162 190V189H161ZM161 190H158L159 192L161 191ZM198 190V189H197ZM127 191V190H126ZM144 191V190H143ZM146 191V190H145ZM144 191V192H145ZM181 192H182V190H180ZM185 191V190H184ZM184 191H183V199H185V194H184ZM189 191V190H188ZM187 191V192H188ZM192 191V190H191ZM190 191V192H191ZM79 192H80V190H79ZM172 192H174V191H172ZM177 192H179V191H177ZM176 192V193H177ZM186 191H185V193H187ZM112 193V192H111ZM113 193H114V190H113ZM116 193V192H115ZM122 193V192H121ZM127 193V192H126ZM162 192H160V194H161ZM175 193V194H176ZM189 193V192H188ZM77 194V193H76ZM137 194V193H136ZM136 194L134 193L133 195H134V200H136V202L137 203H139V201L141 200L142 202L143 201H145L144 200V197H143V199H140V198H137V196H139L138 194H139V192H138V194H137V196H136ZM141 194H143L142 192H141ZM170 194V195H169ZM173 194V193H172ZM178 194V193H177ZM34 195V194H33ZM84 195H86V196H89L88 194H84ZM83 195V197H85ZM132 195V196H133ZM144 195V194H143ZM148 195H150V194H148ZM181 195V194H180ZM189 195V194H188ZM191 195V194H190ZM195 195V194H194ZM73 196V195H72ZM114 196V195H113ZM117 196H119V194L117 195ZM122 196V195H121ZM136 196V197H135ZM145 196V195H144ZM147 196V195H146ZM173 196V195H172ZM76 197V196H75ZM82 196L80 197V195H79V198L82 200V199H84ZM89 197H91V196H89ZM110 197H112V195L110 196ZM140 197V196H139ZM149 197V196H148ZM158 197V196H157ZM181 197V196H180ZM180 197H179V199H180ZM190 197V196H189ZM193 197V196H192ZM197 197H198V195H196V197L194 198V199H197ZM203 197V196H202ZM36 198V197H35ZM92 198V197H91ZM115 198H116V196H115ZM118 199H119V197H117ZM136 198V199H135ZM147 198V197H146ZM145 198V199H146ZM150 198V197H149ZM155 198V197H154ZM30 199V198H29ZM89 199V198H88ZM133 199V198H132ZM131 199V200H132ZM152 199H153V197H152ZM151 199V200H152ZM190 199H191V197H190ZM134 200H133V202H134ZM139 200V201H138ZM146 200H148V199H146ZM150 200V199H149ZM155 200H157V198L155 199ZM193 200V199H192ZM192 200H190V201H192ZM201 200V199H200ZM200 200H199V202H198V200L196 201L198 204H196V205H198V206H200L199 204H200ZM32 201V200H31ZM83 201V200H82ZM108 201V202H107ZM160 202L161 201H164V199L163 200H159ZM167 201V200H166ZM173 201V200H172ZM189 201V203H191L190 205L191 206H193L192 205V203H194V202H190ZM129 202H131V201H129ZM136 202H134V203H132V204H135L134 206H136ZM148 202V201H147ZM151 202V201H150ZM155 202H157V201H155ZM155 202L153 203V204H155ZM181 201H179V202H176V204L178 203V204H180V205H183V207L187 204V201L185 202V200H184V204L182 203H180ZM195 202V203H196ZM141 203V202H140ZM139 203V204H140ZM144 203V202H143ZM146 203V202H145ZM144 203V204H145ZM167 203V202H166ZM189 203L186 205V208H188L189 207ZM39 204V203H38ZM82 204V203H81ZM81 204H79L81 207H82V205ZM95 204V205H94ZM121 204H120V206H121ZM124 204V205H123ZM131 204V203H130ZM144 204H143V206H144ZM158 204V203H157ZM89 205V206H90ZM146 205H148V208H149V204H145V207H146ZM201 205H203L202 204V202H201ZM34 206V205H33ZM130 206V205H129ZM137 206H138V204H137ZM189 207L188 208V210L187 211H190V214L192 213L191 212V208H193V207ZM79 207V206H78ZM140 207V206H139ZM163 207V206H162ZM86 208V207H85ZM119 212V213H121L120 214V216H119V213H116V210ZM124 208V209H123ZM148 208H145V209H147L148 210ZM165 209H166V207H164ZM163 208V209H164ZM80 209V208H79ZM84 209V208H83ZM82 209V211H85L86 212V210H83ZM121 209V210H120ZM123 209V210H122ZM144 209V210H145ZM81 210V209H80ZM128 210H130V209H128ZM142 210H143V208H142ZM149 210H151V209H149ZM203 211L205 210V208L203 207V209H202ZM91 211V210H90ZM124 211V212H123ZM138 211H139V209H138ZM207 211V210H206ZM149 212H151V211H149ZM84 213V212H83ZM131 213V212H130ZM140 213H142V212H140ZM177 213V212H176ZM183 213H185V212H183ZM206 213V212H205ZM209 212H207L206 214H208ZM87 214H88V211H87ZM136 214H138V213H136ZM135 214V215H136ZM144 214V213H143ZM211 214V213H210ZM128 215H130V214H128ZM182 215V214H181ZM184 215V214H183ZM192 215V214H191ZM82 216V215H81ZM125 216H127V215H125ZM185 216V215H184ZM207 216H209V214L207 215ZM206 216V217H207ZM151 217V216H150ZM209 217H211V216H209ZM82 218V217H81ZM129 218H131V217H129ZM134 217H132V220H134L133 219ZM139 218V217H138ZM72 219V218H71ZM82 219H84V218H82ZM178 219V218H177ZM176 219V220H177ZM211 219V222L213 221V216L210 218ZM87 220V219H86ZM125 220H126V222H125ZM142 220V218L140 219V221ZM176 220H175V222H176ZM187 220V219H186ZM200 220V219H199ZM89 221V225H91L92 227H94V225H92V224H90V220H88ZM88 221H86V223L88 222ZM128 221V222H127ZM135 221V220H134ZM137 222L138 224H142L141 222ZM148 221V222H147ZM206 221H208V220H206ZM85 222V221H84ZM136 222V221H135ZM146 222H147V224H148V226L146 225ZM177 223H178V220H177ZM133 224V223H132ZM79 225H81V223L79 224ZM85 225V224H84ZM130 225V226H129ZM139 226V225H138ZM141 226V225H140ZM139 226V228H142V227H140ZM74 227H75V224H74ZM82 227V226H81ZM128 227H130V228H132V229H129V230H126ZM95 228V227H94ZM138 229V228H137ZM70 230V229H69ZM72 230V229H71ZM97 230V229H96ZM129 231V233L127 234V239H124V234H125V232L126 231ZM133 230V231H132ZM139 230V229H138ZM94 231V230H93ZM98 231V230H97ZM141 231V230H140ZM165 231V230H164ZM174 231V228H173V230H172V232ZM72 232V231H71ZM157 232H158V230H157ZM181 232V231H180ZM161 233H158L157 235H159L160 234V236L161 235H163V234H161ZM178 233H179V231H178ZM177 233V234H178ZM163 235V237L165 238V237H167V236H169V234H171L170 235V237H171V239H173L172 241H175V240H177V241H175L174 243L176 244V242H181V241H178V240H183V242H181L182 244H185L186 243V239L183 237V236H181L180 234V238L178 237V235H172V234H174V233H169L168 235ZM217 235V234H216ZM245 235V234H244ZM89 236V235H88ZM174 236V238H172ZM95 237V236H94ZM162 237V236H161ZM176 237V238H175ZM86 238H87V236H86ZM157 238H159L158 236H157ZM181 238H183V239H181ZM88 239H90V238H88ZM167 239V238H166ZM175 239V240H174ZM248 239V238H247ZM167 240H170V238L169 239H167ZM228 240V239H227ZM243 239H241L240 241V243H242L241 245H242V247H247V249H246V251H248L250 248H248L249 246L248 245H246V246H243V241H242ZM12 241V240H11ZM74 241V240H73ZM79 241H81V240H79ZM98 241V242H97ZM217 241V240H216ZM215 241V242H216ZM249 241V240H248ZM251 241V240H250ZM13 242V241H12ZM168 242V241H167ZM189 242V241H188ZM229 242V241H228ZM106 243V244H107ZM170 243V242H169ZM173 243V242H172ZM172 243H170V244H172ZM177 243V245H179L178 246V249H180L181 247H180V244H178ZM213 243H214V241H213ZM216 243H218V242H216ZM251 243H252V241H251ZM79 244V243H78ZM81 244V243H80ZM88 244V243H87ZM98 244H99V247H98ZM166 244H168V243H166ZM170 244H168V245H170ZM174 244V245H175ZM219 244H222V242L221 243H219ZM246 244H248V243H246ZM85 244H83V246H84ZM111 245L109 246V245H107V247L109 248V247H111ZM173 245V244H172ZM174 245L173 246H171L172 248L174 247ZM189 245V244H188ZM195 245V244H194ZM202 245V244H201ZM223 245V244H222ZM217 246V247H222L221 249H223V246ZM88 246H90L89 248H91V245H89L88 244ZM183 246H185V248L187 247V243L185 244V245H183ZM204 246V245H203ZM251 246V245H250ZM101 247H103V248H101ZM106 247V246H105ZM150 247H153L154 249L153 250H151L150 249ZM157 247V248H156ZM168 247V246H167ZM180 247V248H179ZM194 247V246H193ZM192 247V248H193ZM197 247V246H196ZM207 247V246H206ZM216 247V248H217ZM227 247V246H226ZM16 248V247H15ZM100 248V249H99ZM147 248H149V249H147ZM169 248V247H168ZM176 248L177 247H174L173 249H175V251L174 250H172V252L174 251V252H176ZM183 248V247H182ZM209 248V247H208ZM68 249V248H67ZM104 249H106V248H104ZM178 249H177V252H178ZM187 249H190V248H187ZM234 249V248H233ZM92 250V249H91ZM90 250V251H91ZM110 250H112V248L110 249L109 248V251ZM151 252H149V251ZM161 250H162V248H161ZM163 250H164V248H163ZM181 250V249H180ZM179 250V251H180ZM186 250V249H185ZM184 250V248H183V251H180L181 253V255H183L182 254V252L183 253H186L184 256H186V257H188V255H189V252H188V254H187V252ZM218 250V249H217ZM226 250V249H225ZM235 250V249H234ZM253 252V255H252V253H250L251 251ZM247 253L249 254H251L252 256H253V258L255 257H257L256 259L254 258V260L255 261H253L251 264H256V262L258 261L257 259H259L260 258V256L262 255H259L257 252H255V254H254V249L252 250V249H250ZM114 251V248H113V250H112V252ZM156 251H159L158 249L156 250ZM156 251H154L153 253H155L156 254ZM168 251L170 252V249H168ZM224 251V250H223ZM222 251V254L223 253H225V252H223ZM260 251V250H259ZM84 252V251H83ZM147 252H149L148 254H147ZM160 252H162V253H164V251H160ZM171 252V253H172ZM173 252V253H174ZM240 252V251H239ZM238 252V253H239ZM82 253V252H81ZM87 253V252H86ZM111 253V252H110ZM171 253H170V255H168V257L170 258V261H174V258H172V257H175V262H178L177 261V255L174 253V255H172L171 256ZM192 253V252H191ZM207 253V252H206ZM227 253V252H226ZM225 253V254H226ZM33 254V253H32ZM92 254V253H91ZM114 254V253H113ZM155 254H152V255H154V256H150L149 257V259H147V261H146V263L147 264H157L158 262H159V260L156 258V255ZM157 254H158V252H157ZM179 254V255H180ZM250 254H249V256H250ZM88 255V254H87ZM86 254H85V256H87ZM111 255V254H110ZM162 255V254H161ZM191 255V254H190ZM227 255V254H226ZM242 255H243V253H242ZM255 255H257V256H255ZM259 255V256H258ZM83 256H84V254H83ZM104 256V255H103ZM194 256V255H193ZM228 256V255H227ZM244 256V255H243ZM245 256L246 257H248V255H246L245 254ZM88 257V256H87ZM86 257V258H87ZM106 257L107 256H105V258H104V260H107L108 259V257H107V259H106ZM195 257V256H194ZM202 257V256H201ZM215 257H216V255H215ZM217 257H218V255H217ZM216 257V258H217ZM230 257V256H229ZM251 257V256H250ZM259 257V258H258ZM116 258V257H115ZM135 258H134V260H135ZM138 258H143V260L141 259H139L138 260ZM155 258V259H154ZM184 258V257H183ZM212 257H210V259H211ZM238 259H240L241 258V256L240 257H237ZM249 258V257H248ZM84 259H85V257H84ZM88 259V258H87ZM91 259V258H90ZM171 259H173V260H171ZM185 260L187 259V258H184ZM190 259H192L191 257H190ZM203 259V258H202ZM215 259V258H214ZM219 259V258H218ZM217 259V260H218ZM244 259H246L245 257H244ZM250 259H252V258H250ZM250 259H247L248 261L250 260ZM264 259V258H263ZM104 260L102 259V263L104 262ZM133 260V259H132ZM131 260V261H132ZM156 262H155V261ZM162 260H164V259H162ZM217 260H215V261H217ZM220 260H222V259H220ZM230 260V259H229ZM257 260V261H256ZM80 261V260H79ZM87 261V260H86ZM85 261V262H86ZM89 261V260H88ZM112 261V260H111ZM149 261V262H148ZM150 261H152V263L150 262ZM154 261V262H153ZM169 261V260H168ZM187 262H188V259L186 260ZM201 261V260H200ZM219 261V260H218ZM261 262H263L262 260H260ZM55 262V261H54ZM77 262V261H76ZM89 262H91V264H94L93 262H92V260H90ZM89 262H87L88 264H89ZM133 262V261H132ZM137 262H133V264H136ZM161 262H165V261H161ZM183 263H185L184 261H182ZM186 262V263H187ZM197 262H198V260H197ZM203 262V261H202ZM233 262V261H232ZM255 262V263H254ZM105 263V262H104ZM113 263V262H112ZM173 264H174V262H172ZM236 263V262H235ZM239 263L240 264H242V262H240L239 261ZM264 263V262H263ZM81 264V263H80ZM97 264H98V262H97ZM122 264V263H121ZM126 264V263H125ZM131 264V263H130ZM138 264V263H137ZM178 264V263H177ZM179 264H180V262H179ZM207 264V263H206ZM215 264V263H214Z\"/></svg>",
    "mask_w": 264,
    "mask_h": 264
}]
</instances>
